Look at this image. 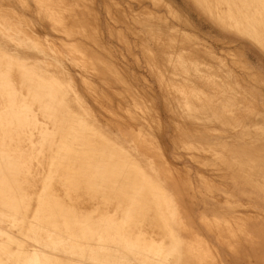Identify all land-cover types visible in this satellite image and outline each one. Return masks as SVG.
<instances>
[{
  "label": "rangeland",
  "instance_id": "rangeland-1",
  "mask_svg": "<svg viewBox=\"0 0 264 264\" xmlns=\"http://www.w3.org/2000/svg\"><path fill=\"white\" fill-rule=\"evenodd\" d=\"M209 3L212 9L199 0H0V56L19 63L20 85L61 100L114 146L122 166L130 158L132 171L142 167L163 191L145 196L152 214L161 206L158 218L140 217L127 239L102 245L109 254L125 251L128 264H264V48L223 24L228 11ZM35 78L46 87L34 86ZM141 176L144 184L129 186L150 192ZM89 198L75 211H103L105 202ZM37 211L30 208L29 220ZM41 227L53 239L64 236ZM68 255L58 261L79 264Z\"/></svg>",
  "mask_w": 264,
  "mask_h": 264
},
{
  "label": "bare ground",
  "instance_id": "bare-ground-1",
  "mask_svg": "<svg viewBox=\"0 0 264 264\" xmlns=\"http://www.w3.org/2000/svg\"><path fill=\"white\" fill-rule=\"evenodd\" d=\"M199 1L212 9V3L207 4L209 0ZM215 6L228 11L221 17L223 24L249 35L264 48V0H217ZM246 20L248 27L243 26ZM4 55L0 56V259H4L3 264H61L58 260L64 257L60 259L59 255L72 251L79 264H111L113 260L115 264H128L119 254L125 251L109 254L102 245L127 239L140 217L158 218L161 206L152 214L151 203L145 196L154 198L155 190L163 193L161 187L142 167L134 173L130 158L122 166L121 158L109 150L112 144L108 141V146L88 125L65 112L61 100L41 97L39 88L22 87L19 76L14 74L19 63ZM32 84L46 87L36 78ZM51 95L62 97L55 89ZM141 173L149 181L150 192L137 184L129 186L132 181L144 184ZM125 186L129 192L124 193ZM88 197L95 206V201L105 202L103 211H75ZM118 205L120 208L109 217L106 210ZM161 205H166V200ZM34 206L38 211L29 220L28 212ZM119 211L126 213L125 223L117 224ZM83 213L87 216L83 217ZM33 220L39 223L35 225L37 229L30 228ZM4 225L17 228L19 236L4 230ZM41 226L64 236L53 239L52 233ZM139 230L135 232L142 235ZM30 237L35 241L29 242ZM68 238L101 244L71 246ZM137 243L138 248H143V242ZM13 246L16 250L4 256L5 250ZM171 256L186 262L175 250Z\"/></svg>",
  "mask_w": 264,
  "mask_h": 264
}]
</instances>
